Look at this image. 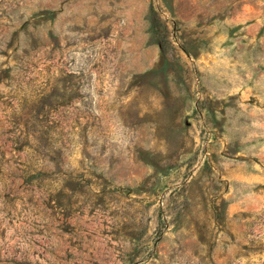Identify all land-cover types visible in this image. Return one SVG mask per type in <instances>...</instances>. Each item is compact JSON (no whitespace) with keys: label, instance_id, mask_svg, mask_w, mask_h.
<instances>
[{"label":"rangeland","instance_id":"374dc122","mask_svg":"<svg viewBox=\"0 0 264 264\" xmlns=\"http://www.w3.org/2000/svg\"><path fill=\"white\" fill-rule=\"evenodd\" d=\"M0 264H264V0H0Z\"/></svg>","mask_w":264,"mask_h":264}]
</instances>
